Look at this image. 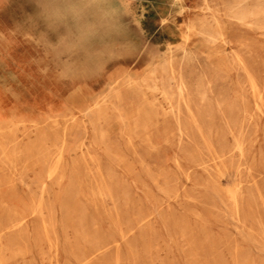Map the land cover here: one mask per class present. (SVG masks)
<instances>
[{
    "label": "rangeland",
    "instance_id": "rangeland-1",
    "mask_svg": "<svg viewBox=\"0 0 264 264\" xmlns=\"http://www.w3.org/2000/svg\"><path fill=\"white\" fill-rule=\"evenodd\" d=\"M234 1H138L69 81L33 0H0V110L22 121L0 152V264H264V0ZM156 56L174 78L151 92Z\"/></svg>",
    "mask_w": 264,
    "mask_h": 264
},
{
    "label": "clouds",
    "instance_id": "clouds-1",
    "mask_svg": "<svg viewBox=\"0 0 264 264\" xmlns=\"http://www.w3.org/2000/svg\"><path fill=\"white\" fill-rule=\"evenodd\" d=\"M37 17L56 34L55 42L41 34L46 55L56 64L60 79L74 81L95 74L87 59L90 49L99 41L124 34L122 17L129 16L125 4L113 7L111 0H33ZM84 55L83 63L72 57Z\"/></svg>",
    "mask_w": 264,
    "mask_h": 264
},
{
    "label": "bare ground",
    "instance_id": "bare-ground-1",
    "mask_svg": "<svg viewBox=\"0 0 264 264\" xmlns=\"http://www.w3.org/2000/svg\"><path fill=\"white\" fill-rule=\"evenodd\" d=\"M247 1H249V0H247ZM252 1V0H251ZM254 1V0H253ZM256 1V0H255ZM234 2H236L237 4H236V6H237V8L239 7V3H240V0H237V1H234ZM243 2V1H242ZM245 2V1H244ZM243 2V3H244ZM256 3H259L258 1L256 2ZM262 4H263V2H262ZM199 5V4H198ZM234 5H235V3H234ZM241 5H242V3H241ZM256 5V4H255ZM243 6V5H242ZM245 6V5H244ZM244 6H243V8H244ZM245 7H247V6H245ZM254 7V6H253ZM253 7H252V9H253ZM257 7V6H256ZM263 6L261 5V9H263L262 8ZM250 8V7H249ZM198 9V8H197ZM245 9V8H244ZM260 9V10H261ZM238 10V9H237ZM236 10V11H237ZM246 10V9H245ZM247 10H248V8H247ZM232 11H234L233 9H232ZM254 11H256V10H254ZM254 11H252V12H254ZM238 12V11H237ZM240 12H242V11H240ZM247 12V11H246ZM262 12V11H261ZM264 12V11H263ZM236 13V12H235ZM249 13V11L246 13V14H248ZM241 14V15H240ZM239 15L240 16H243V15H246L244 12L243 13H240ZM243 14V15H242ZM251 14V13H250ZM254 14H257V13H254ZM253 13L251 14V16H255ZM258 15H259V12H258ZM257 15V16H258ZM261 15V14H260ZM259 15V16H260ZM263 15H264V13H263ZM234 16V15H233ZM240 16H239V18H240ZM257 16H255L256 18H257ZM262 16V15H261ZM194 17H195V15H194ZM197 17V16H196ZM199 17V16H198ZM197 17V18H198ZM203 17V16H202ZM205 17V16H204ZM209 17V16H208ZM246 17V16H245ZM249 17V16H248ZM255 17H253V18H255ZM207 18V17H206ZM205 18V19H206ZM210 18V17H209ZM235 19V21H236V18H237V13H236V17H234ZM238 18V21L240 20V19H242V18H240L239 19ZM247 18V17H246ZM248 19V18H247ZM259 19V18H258ZM264 18L262 17V20H263ZM198 20V19H197ZM213 20V19H212ZM243 20V19H242ZM242 20H240V21H242ZM193 21H194V19H193ZM208 21V20H207ZM213 21H215V20H213ZM237 21V22H238ZM245 21V20H244ZM255 21V20H254ZM259 21H260V19H259ZM258 21V25H259V23H261V22H259ZM255 22H257V21H255ZM264 22V21H263ZM213 23H215V25L217 24L216 22H213ZM250 23H253V22H250ZM202 24V23H201ZM255 24V23H254ZM198 25V24H197ZM246 26H249L247 23L245 24ZM252 25V24H251ZM262 25V24H261ZM261 25H260V27H261ZM201 26V25H200ZM202 26H204V25H202ZM209 26V25H208ZM218 26V25H217ZM223 26V25H222ZM254 26V25H253ZM252 26V27H253ZM257 26V25H256ZM264 26V25H263ZM199 27V26H198ZM207 27V26H206ZM205 27V28H206ZM250 27V26H249ZM255 27V26H254ZM195 28H196V24H194V22H192V23H190L189 25H188V29L189 30H195ZM204 28V29H205ZM210 28V27H209ZM209 28H208V32H209ZM207 29V28H206ZM219 29V28H218ZM259 29H261V28H259ZM211 30V29H210ZM190 31V32H191ZM198 31V33H200L199 31L200 30H197ZM214 31V30H213ZM216 31V30H215ZM194 32V31H193ZM196 32V31H195ZM206 32V30H204V33ZM222 32V31H221ZM221 32H220V34H221ZM197 33V32H196ZM195 33V34H196ZM202 33V34H201ZM200 34L201 35H203V32H201ZM212 33V32H211ZM216 33H217V31H216ZM199 34V35H200ZM206 34V33H205ZM208 34V33H207ZM184 35V34H183ZM190 35V34H189ZM188 35V36H189ZM192 35V34H191ZM214 35V34H213ZM205 36H209V35H205ZM204 36V37H205ZM210 36H212V35H210ZM209 36V37H210ZM216 36H217V34L216 35H214V37L216 38ZM193 37V36H192ZM213 37V36H212ZM219 37V36H218ZM214 39V38H213ZM208 41V40H207ZM186 44V43H185ZM180 47V46H179ZM184 47V46H183ZM186 49V48H185ZM180 50V49H179ZM186 50H188V49H186ZM120 51V50H119ZM121 52V51H120ZM178 52V51H177ZM191 52V51H190ZM119 53V52H118ZM186 55V54H185ZM184 55V56H185ZM188 55V54H187ZM183 56V57H184ZM165 57V56H164ZM191 57V56H190ZM170 58V57H169ZM173 58V57H172ZM185 58V57H184ZM187 58V57H186ZM152 59V58H151ZM156 59H159V56H156V58L155 59H153V60H151V62H150V64H151V67H150V69L147 71V73H146V75L144 76V78H143V81H142V84L145 82V84L147 83V85H148V87H150L151 88V92H152V89H156V87H155V82H156V80L157 79H159L160 77H166V78H171L172 77V75H171V71H170V69L163 63V65H161L160 63H159V61H158V63L160 64L159 66H157L155 63L156 62H154V60H156ZM166 59V58H165ZM192 59V58H191ZM190 59V60H191ZM170 60V59H169ZM186 61V60H185ZM187 62V61H186ZM191 62V61H190ZM173 71V70H172ZM172 78H174V77H172ZM15 79V78H14ZM138 81H140V80H138ZM176 82H177V86H178V89H180V90H182V82H181V80H180V78H176ZM138 83V82H137ZM136 83V84H137ZM141 83V82H140ZM107 84V83H106ZM170 85H171V83H170ZM106 86V85H105ZM136 86V85H135ZM136 87H138V86H136ZM155 87V88H154ZM142 88V87H141ZM129 89V88H128ZM145 90L146 91H148L146 88H145ZM150 90V89H149ZM140 91H141V93H142V90L140 89ZM155 91V90H154ZM103 92V91H102ZM158 92V91H157ZM105 93V92H104ZM103 93V94H104ZM165 95V94H164ZM143 96V95H142ZM144 97V96H143ZM204 97V96H203ZM205 98V97H204ZM122 100V99H121ZM142 105V104H141ZM104 107H105V104L103 103V102H95V103H93V104H87V105H83V106H79V107H77V114H80V115H82V116H85V115H89V114H96V116H99V114H101V112L104 110ZM139 110V109H138ZM137 110V111H138ZM145 110V109H144ZM75 111V112H76ZM142 111H143V108H142ZM143 114V113H142ZM74 115H75V113H69L68 115H66L65 117V119H64V121H72L73 120V117H74ZM144 115V114H143ZM78 118V117H77ZM96 118V117H95ZM51 119H52V121H53V124H56V123H58V121H57V118L56 117H51ZM141 119V118H140ZM143 119V118H142ZM97 120V119H96ZM84 122V121H83ZM93 121H90V123H92ZM21 123H22V121L21 122H9V121H5V122H2V123H0V152H4V153H9V151H5L4 150V147H3V145L4 144H6V143H9V144H11V145H13V147L16 145V142H15V139H16V134H17V131L20 129V125H21ZM37 123V122H36ZM74 123V122H73ZM95 123V122H94ZM125 123V122H124ZM144 123V122H143ZM23 126V125H22ZM52 126L51 125H49V124H46V125H35L34 126V128L31 130V132L33 131V133H34V138L32 139V140H38L39 142H42V141H44V140H48V132H50L49 130H50V128H51ZM144 127V126H143ZM96 128V127H95ZM85 130V129H84ZM93 130V129H92ZM95 130V129H94ZM95 132V131H94ZM72 133V132H71ZM102 133V132H101ZM33 135V134H32ZM94 135V134H93ZM99 135V134H98ZM97 135V136H98ZM151 135V134H150ZM27 136V135H26ZM96 136V137H97ZM99 137V136H98ZM19 138V137H18ZM22 139V138H21ZM55 139V138H54ZM50 141V140H49ZM131 141V140H130ZM37 142V141H36ZM54 142V141H53ZM55 143H56V141H55ZM5 146V145H4ZM9 146V145H8ZM34 146V145H33ZM37 146V145H36ZM39 146V145H38ZM12 148V147H11ZM56 148V147H55ZM35 149V148H34ZM239 149V148H238ZM26 150H27V148H26ZM13 151V153H14V150H12ZM12 153V155H14ZM29 154V153H28ZM32 155V154H31ZM2 156V155H1ZM0 156V157H1ZM158 159V158H157ZM26 162V161H25ZM16 163V162H15ZM9 165H10V163H9ZM26 167V166H25ZM41 168V167H40ZM28 171V170H27ZM2 243V242H1ZM3 247V246H2ZM1 247V248H2Z\"/></svg>",
    "mask_w": 264,
    "mask_h": 264
},
{
    "label": "crops",
    "instance_id": "crops-1",
    "mask_svg": "<svg viewBox=\"0 0 264 264\" xmlns=\"http://www.w3.org/2000/svg\"><path fill=\"white\" fill-rule=\"evenodd\" d=\"M138 1H142V0H111V2L115 3V7H117V8H120L122 5L125 4V8L127 11L131 10L132 7L134 6V4L137 3ZM127 17L128 16H124L122 18H127ZM52 106H53V104H50V113H53L56 111L55 109H53ZM66 115H68V114H66ZM66 115H64V116H66ZM51 117H56V116H51ZM5 121L21 122V120L14 115L13 111H7L6 112L3 110H0V123L5 122Z\"/></svg>",
    "mask_w": 264,
    "mask_h": 264
}]
</instances>
